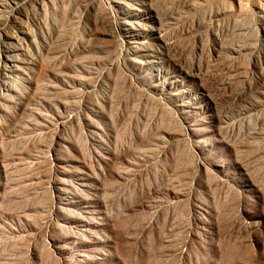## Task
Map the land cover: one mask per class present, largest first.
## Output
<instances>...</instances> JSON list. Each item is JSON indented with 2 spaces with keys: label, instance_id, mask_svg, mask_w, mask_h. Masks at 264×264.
Listing matches in <instances>:
<instances>
[{
  "label": "rangeland",
  "instance_id": "obj_1",
  "mask_svg": "<svg viewBox=\"0 0 264 264\" xmlns=\"http://www.w3.org/2000/svg\"><path fill=\"white\" fill-rule=\"evenodd\" d=\"M0 264H264V0H0Z\"/></svg>",
  "mask_w": 264,
  "mask_h": 264
}]
</instances>
